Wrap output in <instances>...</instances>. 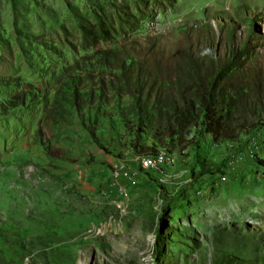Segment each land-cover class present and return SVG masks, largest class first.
<instances>
[{
	"label": "rangeland",
	"instance_id": "obj_1",
	"mask_svg": "<svg viewBox=\"0 0 264 264\" xmlns=\"http://www.w3.org/2000/svg\"><path fill=\"white\" fill-rule=\"evenodd\" d=\"M240 48L229 82L246 87L264 79V0H0V264H263L264 116L232 145L189 134L166 188L109 180L135 121L97 53L154 78L151 103L175 95L185 52Z\"/></svg>",
	"mask_w": 264,
	"mask_h": 264
},
{
	"label": "trees",
	"instance_id": "obj_2",
	"mask_svg": "<svg viewBox=\"0 0 264 264\" xmlns=\"http://www.w3.org/2000/svg\"><path fill=\"white\" fill-rule=\"evenodd\" d=\"M104 33L98 30L97 35ZM233 52H229L228 60L215 61L209 56L207 62L203 55L198 58L200 54L185 52V67L177 69L176 96L167 91L159 99L157 89L151 103L154 78L145 89L147 83L141 82L139 71L135 70L138 73L130 77L127 58L120 57L115 50L98 52L102 66L121 73L123 84L131 87L128 91L129 114L135 122H128L126 128L130 127L131 132L134 129L135 138L127 148L138 156H152L159 149L173 151L176 148L180 153L189 134L192 141L195 140L194 135H207L216 146L232 145L240 135H247L263 126L260 118L264 116V79L246 82V87L241 85L243 82L231 85L229 79L233 71L240 68L238 60L242 51L240 48L238 54ZM22 103V98L14 100L9 108ZM146 132H151L149 146H144L139 140ZM199 174H203L202 170Z\"/></svg>",
	"mask_w": 264,
	"mask_h": 264
},
{
	"label": "built area",
	"instance_id": "obj_3",
	"mask_svg": "<svg viewBox=\"0 0 264 264\" xmlns=\"http://www.w3.org/2000/svg\"><path fill=\"white\" fill-rule=\"evenodd\" d=\"M247 144V146H251L253 142H248ZM176 160V155L165 149L157 150L152 156H138L132 153L130 166L124 164L113 166L109 173L110 184L117 195L124 197L126 192L124 184L132 182L134 174L139 171L153 178L155 183L160 187L166 188L171 183L172 175L170 173L175 168Z\"/></svg>",
	"mask_w": 264,
	"mask_h": 264
}]
</instances>
